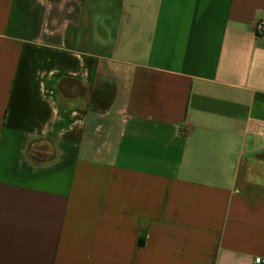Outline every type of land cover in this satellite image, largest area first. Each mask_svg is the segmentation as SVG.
Listing matches in <instances>:
<instances>
[{
	"label": "crops",
	"instance_id": "crops-1",
	"mask_svg": "<svg viewBox=\"0 0 264 264\" xmlns=\"http://www.w3.org/2000/svg\"><path fill=\"white\" fill-rule=\"evenodd\" d=\"M264 0H0V264L264 258Z\"/></svg>",
	"mask_w": 264,
	"mask_h": 264
},
{
	"label": "built area",
	"instance_id": "built-area-1",
	"mask_svg": "<svg viewBox=\"0 0 264 264\" xmlns=\"http://www.w3.org/2000/svg\"><path fill=\"white\" fill-rule=\"evenodd\" d=\"M254 34L257 37H264V21H258L254 26ZM254 264H264V258L256 257L253 261Z\"/></svg>",
	"mask_w": 264,
	"mask_h": 264
}]
</instances>
